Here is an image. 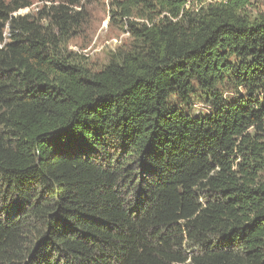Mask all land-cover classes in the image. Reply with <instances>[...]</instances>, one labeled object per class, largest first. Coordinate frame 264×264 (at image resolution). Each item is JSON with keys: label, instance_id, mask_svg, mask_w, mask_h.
Masks as SVG:
<instances>
[{"label": "trees", "instance_id": "16d2710c", "mask_svg": "<svg viewBox=\"0 0 264 264\" xmlns=\"http://www.w3.org/2000/svg\"><path fill=\"white\" fill-rule=\"evenodd\" d=\"M84 1L0 0V264H264V0H116L97 72Z\"/></svg>", "mask_w": 264, "mask_h": 264}, {"label": "rangeland", "instance_id": "374dc122", "mask_svg": "<svg viewBox=\"0 0 264 264\" xmlns=\"http://www.w3.org/2000/svg\"><path fill=\"white\" fill-rule=\"evenodd\" d=\"M30 7L15 16L37 17L46 6L59 0H27ZM116 0H85L81 13L83 24L75 30L66 48L81 58L92 71H100L119 52L127 51L133 44L129 27L125 20L114 16ZM193 110H207L202 101L194 102Z\"/></svg>", "mask_w": 264, "mask_h": 264}, {"label": "built area", "instance_id": "2783aa9c", "mask_svg": "<svg viewBox=\"0 0 264 264\" xmlns=\"http://www.w3.org/2000/svg\"><path fill=\"white\" fill-rule=\"evenodd\" d=\"M200 1H201V6H202V5H208V4L222 3V2H226L227 0H200Z\"/></svg>", "mask_w": 264, "mask_h": 264}]
</instances>
